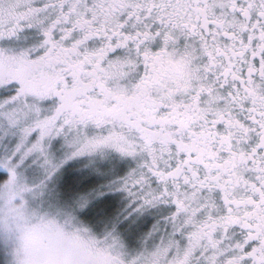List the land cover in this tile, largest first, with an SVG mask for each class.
Segmentation results:
<instances>
[{
    "label": "snow or ice",
    "instance_id": "snow-or-ice-1",
    "mask_svg": "<svg viewBox=\"0 0 264 264\" xmlns=\"http://www.w3.org/2000/svg\"><path fill=\"white\" fill-rule=\"evenodd\" d=\"M105 150L137 247L46 191ZM0 208V264H264V0H0Z\"/></svg>",
    "mask_w": 264,
    "mask_h": 264
},
{
    "label": "rangeland",
    "instance_id": "rangeland-1",
    "mask_svg": "<svg viewBox=\"0 0 264 264\" xmlns=\"http://www.w3.org/2000/svg\"><path fill=\"white\" fill-rule=\"evenodd\" d=\"M58 159H63V149L56 152ZM135 161L122 157L112 150H105L91 156H84L67 160L52 179L48 181L46 191L51 194L54 201L60 204H73L78 201L85 202L83 208L77 210L78 218L91 228L95 233L116 227L118 234L130 247L135 244L144 230L143 220H150L147 233L157 224L156 219L150 216V208L142 211L132 212L128 215V198L125 193L110 188L113 180L124 176ZM32 179H38L37 173H30ZM7 214L6 208H0ZM155 215V214H152ZM26 232L31 236L35 249L41 250L48 245L63 243L58 233L52 232L46 227L37 224H23ZM146 233V234H147ZM145 235V234H144Z\"/></svg>",
    "mask_w": 264,
    "mask_h": 264
},
{
    "label": "flooded vegetation",
    "instance_id": "flooded-vegetation-1",
    "mask_svg": "<svg viewBox=\"0 0 264 264\" xmlns=\"http://www.w3.org/2000/svg\"><path fill=\"white\" fill-rule=\"evenodd\" d=\"M150 209H151L150 210V216H151V218L153 216L156 219V222H160V226L163 227L164 226L163 225V217L168 214L169 208L167 206H165V205H160V206H158L156 208H150ZM152 214H155V215H152ZM143 218H144V220H143L144 230L141 231L142 232L141 233V236H144V234L147 233V230L146 229H147V227L149 228V226L151 225L150 224L151 219L150 220H147V218H145V217H143ZM141 239L142 238H139V240L136 241L135 244L140 243ZM133 247H134V244L131 245L129 248H133Z\"/></svg>",
    "mask_w": 264,
    "mask_h": 264
},
{
    "label": "trees",
    "instance_id": "trees-1",
    "mask_svg": "<svg viewBox=\"0 0 264 264\" xmlns=\"http://www.w3.org/2000/svg\"><path fill=\"white\" fill-rule=\"evenodd\" d=\"M37 251H39V249H36Z\"/></svg>",
    "mask_w": 264,
    "mask_h": 264
}]
</instances>
